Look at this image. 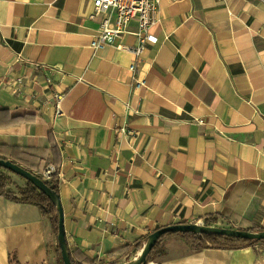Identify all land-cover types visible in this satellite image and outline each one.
I'll use <instances>...</instances> for the list:
<instances>
[{"label":"crops","instance_id":"0c3cea01","mask_svg":"<svg viewBox=\"0 0 264 264\" xmlns=\"http://www.w3.org/2000/svg\"><path fill=\"white\" fill-rule=\"evenodd\" d=\"M100 19L91 0H0V155L54 141L68 249L122 264L170 224L264 230V4L159 0L141 88L132 54L90 46ZM53 234L38 206L0 195V264H56ZM157 248L147 262L264 264V242Z\"/></svg>","mask_w":264,"mask_h":264},{"label":"trees","instance_id":"16d2710c","mask_svg":"<svg viewBox=\"0 0 264 264\" xmlns=\"http://www.w3.org/2000/svg\"><path fill=\"white\" fill-rule=\"evenodd\" d=\"M1 158L9 159L12 162L22 166L23 168L30 171L32 174L43 180L48 187L58 193V149L54 141L51 142L50 150L42 149H22L20 147H13L6 155L1 154ZM53 165L54 170L50 172V179H46L42 172L46 169L47 165ZM6 172H10L2 167H0V195L9 198L10 200L23 203H31L39 207L42 214L51 216V222L54 234H57V209L55 204L37 187H35L29 181L24 180L23 185H17L11 182L9 176ZM12 173V172H11ZM13 186V190L12 189ZM251 232L262 231L261 228H251V229H241ZM168 235H178L187 244L196 248L203 249L208 247H218V248H237L249 244H254L257 242H264V240L255 239H245L240 237L226 236L222 234H217L214 232H167L160 236L158 241ZM157 241V242H158ZM157 244V243H156ZM139 247V244H137ZM136 246V247H137ZM137 249L139 250L141 246ZM156 247V245H155ZM155 247L150 251V254L154 251L156 254L161 253L160 249ZM58 261L56 264H63L60 257V249L57 245ZM70 261L72 264H104L100 259H90L86 255L82 254L78 250L70 251L67 247ZM153 252V253H154ZM147 257V258H148ZM151 262V261H150ZM10 264H19L14 254L9 255ZM109 264H115L111 262Z\"/></svg>","mask_w":264,"mask_h":264},{"label":"built area","instance_id":"2783aa9c","mask_svg":"<svg viewBox=\"0 0 264 264\" xmlns=\"http://www.w3.org/2000/svg\"><path fill=\"white\" fill-rule=\"evenodd\" d=\"M256 1L264 4V0ZM91 2L93 15H99L101 19L97 33L90 41V46L93 49H98L105 45L115 44L116 47L128 51L133 56L132 62L128 65L133 88L146 87V77L139 75L136 72V67L150 38V27L156 22L159 0H91ZM130 22L136 24L134 32L136 43L134 45L116 43L117 38L126 32ZM16 81H21V78ZM15 90L18 91V89ZM57 98L60 99L59 96ZM196 122L202 123L203 120L196 119ZM120 132L125 135L132 134V131L127 128H121ZM52 171L53 167L48 166L44 170L43 176L50 179V172Z\"/></svg>","mask_w":264,"mask_h":264},{"label":"water","instance_id":"95a60500","mask_svg":"<svg viewBox=\"0 0 264 264\" xmlns=\"http://www.w3.org/2000/svg\"><path fill=\"white\" fill-rule=\"evenodd\" d=\"M0 167L22 177L23 179L32 183L37 187L41 192H43L56 206L57 209V245L60 249V257L63 264H72L70 261V256L67 250V242L64 229V213L63 208L60 202L59 194L52 190L46 185V183L32 174L27 169L22 166L12 162L9 159H4L0 157ZM214 232L217 234H222L232 237H240L245 239H255V240H264V230L258 232H251L241 229L225 228L219 226H209L198 223H177L170 224L166 226L159 227L153 230L147 236V239L143 247L139 250L137 256L122 264H146L147 257L150 251L155 247L160 236L167 232Z\"/></svg>","mask_w":264,"mask_h":264},{"label":"rangeland","instance_id":"374dc122","mask_svg":"<svg viewBox=\"0 0 264 264\" xmlns=\"http://www.w3.org/2000/svg\"><path fill=\"white\" fill-rule=\"evenodd\" d=\"M6 174L9 176L11 182H13L14 184H17V185H23L24 184V180L20 176L14 174V173H11V172H6ZM13 186L14 185H12L11 187H13ZM52 241L54 242V246H56V235H54V234L52 237ZM164 249H165V247H164ZM153 254H156V252H154ZM148 258H147V260H148ZM151 263L153 264L154 262H151Z\"/></svg>","mask_w":264,"mask_h":264},{"label":"bare ground","instance_id":"6f19581e","mask_svg":"<svg viewBox=\"0 0 264 264\" xmlns=\"http://www.w3.org/2000/svg\"><path fill=\"white\" fill-rule=\"evenodd\" d=\"M43 174V173H42ZM143 247V246H142ZM146 264H152L151 262L149 263V262H147Z\"/></svg>","mask_w":264,"mask_h":264}]
</instances>
